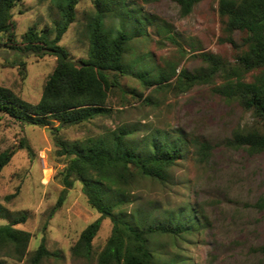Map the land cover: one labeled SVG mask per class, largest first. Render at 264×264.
I'll list each match as a JSON object with an SVG mask.
<instances>
[{
    "label": "rangeland",
    "instance_id": "obj_1",
    "mask_svg": "<svg viewBox=\"0 0 264 264\" xmlns=\"http://www.w3.org/2000/svg\"><path fill=\"white\" fill-rule=\"evenodd\" d=\"M132 2L140 8L141 16L150 21L145 24L146 33L130 41L125 60H136L134 65L129 64L133 74L121 76V88L110 93V115L83 125L59 126L55 135L73 141L125 126L134 129L137 139L157 130L209 143L212 150L207 161H198L191 146L170 168L168 183H141L133 191L132 202L123 210L130 216L133 208H142L163 219L167 212L176 213L184 206L195 210L201 224L197 234L174 244L163 239L168 249L181 253L186 264H264V257L251 251L264 235V207L254 205L264 195V151L247 154L224 146L234 128L254 122L251 113L216 91L218 77L212 84L194 85L179 92L174 87L146 88L136 76L156 78V69L165 68L167 63L176 64V74L181 69L191 72L203 65L198 55L201 52H211L232 62L241 46L233 47L228 41L219 40L226 35L222 33L217 0H201L186 15L181 14L175 0ZM75 10V19L59 44L77 61L87 57L85 25L94 11L93 0H78ZM11 12L18 42L29 26L51 27L59 19L50 0H22ZM232 38L240 43L242 34L235 31ZM17 55L21 56L0 44V86L36 103L56 58L27 54L21 56L24 65L13 64ZM252 73L246 74V81ZM176 74L168 82H173ZM135 92L149 95L152 101L144 103ZM22 139L30 145V152L20 148ZM5 149L12 150L13 155L0 171V204L6 208L5 213H0V224L25 214V221L15 227L32 236L22 261L1 257L0 264H30L29 258L42 240L48 255L39 264H98L97 253L110 234L111 221L108 217L102 219L92 240L90 258L73 255L71 247L81 231L100 214L87 203L79 181L73 182L61 205L55 207L63 188L65 157L58 153L51 130L3 116L0 152Z\"/></svg>",
    "mask_w": 264,
    "mask_h": 264
},
{
    "label": "trees",
    "instance_id": "obj_2",
    "mask_svg": "<svg viewBox=\"0 0 264 264\" xmlns=\"http://www.w3.org/2000/svg\"><path fill=\"white\" fill-rule=\"evenodd\" d=\"M20 1L0 0V44L21 56L53 55L56 64L36 103L0 86V120L7 116L20 124L49 128L58 153L65 157L61 172L63 188L55 207L61 205L73 182L79 181L87 203L100 214L81 231L71 247L73 255L86 259L93 255L92 240L102 219L108 217L112 227L97 253L98 264H186L181 253L168 249L163 239L168 238L174 244L197 234L201 224L195 210L184 206L176 213L167 212L163 219L142 208H133L128 216L123 207L132 202L133 191L141 183H168L170 168L191 146L198 161H207L212 150L209 143L157 130L137 139L134 129L125 126L73 141L55 135L59 126L83 125L96 117L110 115L112 109L107 104L110 93L121 88V76L133 74L129 64L134 65L136 60L130 63L125 60L130 41L146 33L145 24L150 20L141 16L140 8L132 0H93L94 11L85 25L87 57L76 61L59 41L75 19L78 0H50L59 14L54 26L37 28L33 24L18 42L11 10ZM175 1L181 14L186 15L201 0ZM217 12L222 33L226 35L219 40H226L233 47L241 46L232 62L211 52H201L198 55L203 65L191 72L181 69L176 74V64L167 63L165 68L156 69V78L136 76L146 88L174 87L179 92L194 85L212 84L218 77L216 91L249 111L254 119L234 128L224 146L257 154L264 151V0H217ZM235 31L242 34L240 43L232 38ZM21 56L17 55L12 63L24 65ZM248 72L253 73L246 81ZM175 74L174 81L168 82ZM134 95L144 103L152 101L149 95L137 92ZM23 147L31 151L25 139L20 140V148ZM12 155L10 149L0 152V171ZM254 205L264 207V195ZM3 212L6 208L0 204V213ZM25 219L26 215L20 214L0 224V258L22 261L26 257L32 234L15 227ZM251 251L264 257V235ZM47 255L42 240L29 263L39 264Z\"/></svg>",
    "mask_w": 264,
    "mask_h": 264
}]
</instances>
